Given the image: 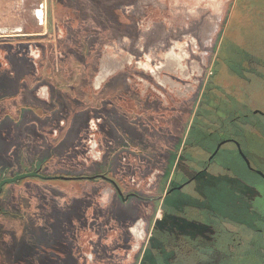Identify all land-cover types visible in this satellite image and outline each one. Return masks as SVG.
<instances>
[{
	"label": "rangeland",
	"instance_id": "obj_1",
	"mask_svg": "<svg viewBox=\"0 0 264 264\" xmlns=\"http://www.w3.org/2000/svg\"><path fill=\"white\" fill-rule=\"evenodd\" d=\"M235 2L0 0V85L9 83L5 86L10 87L12 94L18 78L24 75L20 69L24 68L23 71H27L25 75L31 81H36L39 72L43 71L46 82L37 90L43 94L44 100L50 99L48 92H52L49 81H54L60 93L72 83L74 89L69 92L76 97L70 99L60 95L63 104L59 115L61 125L63 117L71 115L74 107L82 108L83 101H94L100 94L88 84L102 58L111 54L122 60L130 55L131 61L108 79L109 85L104 90L110 99L106 101V114L115 115L117 104L128 115L137 111L156 118V122H159L156 124L160 127L185 137L189 134L200 99L208 94L213 98L210 105L214 112L210 116L214 119L211 117L208 123L204 122V136L207 129L216 127L217 120L219 125L226 118L233 119L232 123L238 121L236 127L240 131L232 130L229 134L243 140V148L253 167L264 172V124L257 116L261 113L254 112L256 109L264 112V104L262 99L252 97V92L244 89L249 78L246 74L249 73L248 69L239 70L241 75H237L238 82L222 86L219 85L221 79L218 80L214 72ZM38 9L44 12V21L38 18ZM173 46L177 52L181 49L187 52L184 63L188 67V74L182 70L163 68L160 74L167 76L168 81L162 84L151 68L140 63L148 62L155 68L161 66L166 61L165 54ZM249 59L246 67L251 65L255 68V61ZM193 63L197 67L194 68ZM255 73V70L250 72L251 75ZM210 82L214 90L207 93ZM248 82L252 80L249 78ZM224 102L228 106L227 113L222 107ZM80 115V129L67 140L66 147L60 148L61 155L52 154L46 160L44 156L41 161V154L32 158L26 155L31 150L36 151V147L26 150V141L29 145L32 141L25 139V131L7 122L0 137V180L32 171L38 166L37 162H40L42 173L47 176L91 175L82 166L86 163L88 148L85 150L80 145L84 143L83 137L88 136L84 131L92 114L86 110ZM43 126V136H38L37 142L47 147L53 138L45 136L46 128H50L49 123ZM124 132H130V137L136 138L133 143L142 150L153 151L149 141L143 140L146 138H141L132 130ZM158 140L159 146L166 144L165 139ZM196 141L203 147L212 148L205 140ZM232 147V144L224 147L223 155L225 152L230 154L225 158L224 169L219 172L220 181L209 184L200 192L201 195L212 193L214 201L215 194H220L222 197L218 203L228 213L215 210L218 217L215 231L212 235H205L208 240L204 243L205 249H202L203 257H211L209 264H264V178L251 171L238 150L234 147L233 151ZM87 183L84 179L31 177L6 185L2 197L21 218L0 217V264H65V260L72 264L71 254L64 259L67 252L64 246L74 244L70 241L73 229L76 243L88 247L85 251L94 250L99 254L102 252L101 244L108 243V256L112 254L114 260L120 256L125 258L129 250L126 246H117L116 233L102 230L105 224L101 226L99 218L84 220L88 214L84 205L91 198L82 189V185ZM16 187L18 190L15 194ZM87 187H97L99 196L103 182ZM144 188L146 191L147 187ZM232 191L238 196H231ZM104 194L102 192L101 195ZM106 198L109 200L111 196L106 195ZM232 199L235 201L232 202ZM5 202L1 204L3 208H7ZM211 210L206 209L204 213ZM101 211L98 207L93 209L97 214ZM47 221H50L48 227ZM41 240L46 244L43 245ZM49 242H54L52 245L60 250L51 249ZM76 252L80 257V250Z\"/></svg>",
	"mask_w": 264,
	"mask_h": 264
},
{
	"label": "flooded vegetation",
	"instance_id": "obj_2",
	"mask_svg": "<svg viewBox=\"0 0 264 264\" xmlns=\"http://www.w3.org/2000/svg\"><path fill=\"white\" fill-rule=\"evenodd\" d=\"M40 20L44 21V18ZM186 56L187 52L184 49L177 52L173 46L165 54L166 61L161 66L155 68L148 62L140 64L151 68L156 78L162 84H166L168 77H162L161 69L182 70L184 74H188V67L184 63ZM129 61H131L130 55L122 60L111 54L102 58L97 72L88 84L89 87L98 90L100 94L94 98V101L91 99L83 101L82 108L74 107L71 115L63 117L61 125L59 124V115L62 113L63 104L60 95H65L70 99L76 97L69 92L74 89L72 83L68 85L67 89L65 87L66 91L60 93L54 81H49L52 89H48H51L52 92H48L50 99L44 100L43 94L38 91L43 86V71L39 72L40 76L36 81H31L25 75L27 71H23L25 68L20 69L24 75L18 78V84L16 83L18 89L15 85L12 94L10 87L5 86L9 83L0 85V108L2 109L0 137H2V129L9 122L16 129L25 131L23 135L25 139L32 141L31 145L26 141L27 143L24 145L25 148L27 147L26 150L31 149L32 146L36 147V151L31 150L26 155H30L32 158L41 154L40 161L44 159V156L46 160L52 154L60 156V148L66 147L67 140L78 133L80 113L88 110L92 114L87 120L88 124L84 131L88 134L87 138L80 135L84 142L80 147L85 150L88 148L86 163H83L82 166L88 172L90 171L91 175L67 179H84L88 182L86 185H82V189L88 192L91 197L89 203L84 205L85 209H88L84 220L99 218L101 226L105 224L102 230L116 233L117 246H122L121 248L126 246L129 251L125 253V258L120 256L115 260L111 258L112 254L108 256L106 253L108 243L101 244L102 252L99 254L94 250L85 251L88 247L76 243L75 229H73L70 241L74 244L70 247L69 244L64 246L67 251L64 259L71 254L72 264H209L211 257H203L202 249L208 240L207 236L212 235L215 231L214 225L218 219L215 210L222 211L224 214L228 213L218 203V199L222 197L220 194H215L217 196L214 201L212 193L201 195L200 192L205 190L209 184H217L220 181L219 172L224 169L225 158L230 154V152H225L223 155L225 145L232 144L231 150L233 151L234 147L238 150L236 142H239L242 148L243 145L234 135L228 134L226 137L220 138L218 125H215L213 130L212 127L207 129V135L204 136L205 127L200 120L204 118L203 97L193 116L189 134L185 137H180L160 127L156 124L159 123L156 122L158 120L156 118L147 117L137 111L128 115L127 112L119 109L117 104H115L117 107L115 115L106 114V101L110 99L104 90L109 85L108 79ZM192 65L194 68L197 67L196 63ZM3 86H5L4 89ZM93 111L97 114H93ZM47 122L50 128H46L45 136L46 138L52 137L53 140H50L49 146L46 147L43 143L38 144L37 138L43 136V124ZM124 130H132L138 133L141 138H146L143 140L149 141L153 151H145L135 145L133 141L136 138L130 137L131 133L124 132ZM157 138L165 139L166 144L159 146L161 144ZM196 139L209 142L212 148L201 146ZM221 143L222 145L219 147ZM51 149L54 150L50 152ZM243 151L245 152L244 148ZM238 153L244 160L239 150ZM37 163L38 166L34 170L25 173L37 172L44 175L39 165L40 162ZM17 176L5 177L0 180V183ZM31 177L52 179L29 176L5 183L0 192V217H20V214L12 211L11 205L4 201L3 192L6 185L16 184ZM97 182H103L99 196L97 187L94 189L87 187L89 184ZM144 187H147L146 191L143 190ZM16 188L15 194L18 190ZM102 192L111 198L105 199L106 195H101ZM109 192L111 193L109 194ZM235 194V191L231 192V196H235ZM236 196L238 195L236 194ZM234 201L232 199V202ZM3 202L7 208L1 206ZM97 207L102 209L98 214L93 212V209ZM147 207L150 209L147 210ZM211 208L210 213H204V210ZM48 223L50 221H47V227ZM49 225L51 228V224ZM44 242L41 240L43 245L46 244ZM52 244L54 242L48 244L51 245V249L60 250L59 247ZM79 250L80 257L76 252ZM68 263L65 260V264Z\"/></svg>",
	"mask_w": 264,
	"mask_h": 264
},
{
	"label": "trees",
	"instance_id": "obj_3",
	"mask_svg": "<svg viewBox=\"0 0 264 264\" xmlns=\"http://www.w3.org/2000/svg\"><path fill=\"white\" fill-rule=\"evenodd\" d=\"M221 47V54L214 68L215 76L218 77V80L219 78L221 79V82H218L219 85H230L231 82H238L236 80L237 75H241L239 70L248 69L247 72L249 73L246 74L252 82H248V78L246 80L247 86L244 89L249 92L251 91L252 97L262 99L264 104V0H236ZM249 58L255 61V68H252L251 65L248 68L246 67V64L250 61ZM252 70L256 71L254 75L250 74ZM210 84L211 82L209 83L210 88L208 87L207 93L214 90V87ZM202 101L205 119L201 118L200 120L201 124L204 125V122L208 123V118L212 117L210 113L213 115L214 111L212 105H210L213 104V98L206 94ZM222 107L227 113V103L224 102ZM257 116L262 119V123L264 124V114H257ZM202 119L204 120L202 121ZM232 121L233 119L226 118L225 122L220 125L218 124V120L215 122V125H219L218 135L220 138L226 137L232 130L240 131L236 127L238 121L234 123ZM236 138L243 144L241 138Z\"/></svg>",
	"mask_w": 264,
	"mask_h": 264
},
{
	"label": "water",
	"instance_id": "obj_4",
	"mask_svg": "<svg viewBox=\"0 0 264 264\" xmlns=\"http://www.w3.org/2000/svg\"><path fill=\"white\" fill-rule=\"evenodd\" d=\"M255 113H261V114H264V112L260 109H256L254 111ZM222 145V143L219 145V147ZM236 145L238 147V150L240 152V154L242 155V157L244 158L245 162L247 163L248 167L251 169V170H254L256 171L258 174H260L263 178H264V172L262 170H259V169H255L251 163V160L249 159V157L245 154V152L243 151V148L241 146V144L239 142H236ZM218 150V149H217ZM29 176H40V177H44V178H53L51 176H44V175H41L37 172H30V173H25V174H22V175H19L17 177H14V178H11V179H6V180H3L1 183H0V192L2 190V186L7 183V182H11V181H16L18 179H21V178H25V177H29ZM59 178H70V177H59Z\"/></svg>",
	"mask_w": 264,
	"mask_h": 264
},
{
	"label": "crops",
	"instance_id": "obj_5",
	"mask_svg": "<svg viewBox=\"0 0 264 264\" xmlns=\"http://www.w3.org/2000/svg\"><path fill=\"white\" fill-rule=\"evenodd\" d=\"M37 15H38V17L40 18V19H43L44 17H43V11L42 10H38L37 12ZM260 175V174H259Z\"/></svg>",
	"mask_w": 264,
	"mask_h": 264
},
{
	"label": "bare ground",
	"instance_id": "obj_6",
	"mask_svg": "<svg viewBox=\"0 0 264 264\" xmlns=\"http://www.w3.org/2000/svg\"><path fill=\"white\" fill-rule=\"evenodd\" d=\"M214 18V17H213ZM208 24H210V23H208ZM211 24H212V22H211ZM213 26V25H212ZM209 30V29H208ZM207 32V31H206ZM206 34V33H205ZM207 37V36H206Z\"/></svg>",
	"mask_w": 264,
	"mask_h": 264
}]
</instances>
